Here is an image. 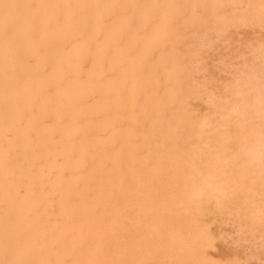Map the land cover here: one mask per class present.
<instances>
[{
    "label": "bare ground",
    "instance_id": "bare-ground-1",
    "mask_svg": "<svg viewBox=\"0 0 264 264\" xmlns=\"http://www.w3.org/2000/svg\"><path fill=\"white\" fill-rule=\"evenodd\" d=\"M244 4L247 16L257 19L258 80L264 90V0ZM172 5L171 0H0V264H68L72 255V264H82L86 239L103 234L96 219L115 211L117 176L121 183L131 176L119 190L124 207L131 191L140 190V176L119 152L130 160L129 145L159 143L166 162L176 165L175 154L184 152L176 143L208 125L207 119L144 107L147 92L137 70L146 64L148 43L168 38V21L178 14ZM135 120L164 122L166 131L134 129ZM261 134L257 153L264 145ZM191 148L199 149L198 142ZM195 197L192 191L167 201ZM95 262L91 254L87 263Z\"/></svg>",
    "mask_w": 264,
    "mask_h": 264
},
{
    "label": "rangeland",
    "instance_id": "rangeland-1",
    "mask_svg": "<svg viewBox=\"0 0 264 264\" xmlns=\"http://www.w3.org/2000/svg\"><path fill=\"white\" fill-rule=\"evenodd\" d=\"M243 1L171 0L178 14L168 21V38L148 43L146 64L137 70L147 92L144 107L207 119L208 125L195 128L187 146L176 143L184 149L175 154L176 165L166 162L159 143L129 145L130 160L119 152L140 176V190L131 191L124 207L119 190L131 176L124 183L117 176L116 200L108 207L115 211L95 218L103 234L86 239L82 264L91 254L95 264H264V145L255 152L264 133V90L257 19L247 16ZM131 124L166 131L161 121ZM114 141L117 150L121 139ZM192 191L195 199L167 201Z\"/></svg>",
    "mask_w": 264,
    "mask_h": 264
}]
</instances>
